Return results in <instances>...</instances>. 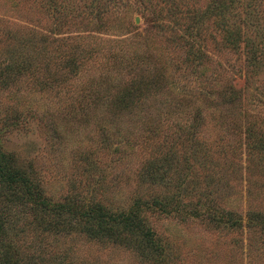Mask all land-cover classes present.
I'll list each match as a JSON object with an SVG mask.
<instances>
[{"label":"rangeland","instance_id":"rangeland-1","mask_svg":"<svg viewBox=\"0 0 264 264\" xmlns=\"http://www.w3.org/2000/svg\"><path fill=\"white\" fill-rule=\"evenodd\" d=\"M0 144V264H264V0H0Z\"/></svg>","mask_w":264,"mask_h":264},{"label":"trees","instance_id":"trees-1","mask_svg":"<svg viewBox=\"0 0 264 264\" xmlns=\"http://www.w3.org/2000/svg\"><path fill=\"white\" fill-rule=\"evenodd\" d=\"M1 149H2V147H1V144H0V154H1ZM10 169L11 168L8 167L4 162H2V160L0 158V175L3 176L6 180H8L10 183H15V182H17V178L13 177L12 172H11ZM130 226H131V224H130ZM106 229L107 228H105V230ZM107 233L111 234V235H114L111 230L108 231ZM5 235H6V231L0 225V247H1V245H4ZM0 253H1V250H0ZM6 255H7V258L5 259L6 262L8 261L10 264L18 262V258L15 255V253H9V251H8L6 253Z\"/></svg>","mask_w":264,"mask_h":264},{"label":"water","instance_id":"water-1","mask_svg":"<svg viewBox=\"0 0 264 264\" xmlns=\"http://www.w3.org/2000/svg\"><path fill=\"white\" fill-rule=\"evenodd\" d=\"M137 21H139V20L137 19Z\"/></svg>","mask_w":264,"mask_h":264}]
</instances>
